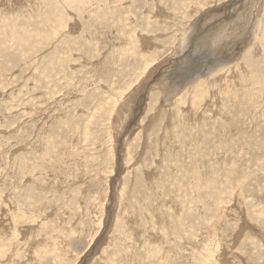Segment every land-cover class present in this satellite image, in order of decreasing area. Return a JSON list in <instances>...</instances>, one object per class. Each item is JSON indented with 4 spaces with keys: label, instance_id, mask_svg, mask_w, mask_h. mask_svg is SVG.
Segmentation results:
<instances>
[{
    "label": "rangeland",
    "instance_id": "374dc122",
    "mask_svg": "<svg viewBox=\"0 0 264 264\" xmlns=\"http://www.w3.org/2000/svg\"><path fill=\"white\" fill-rule=\"evenodd\" d=\"M263 16L0 0V264H264Z\"/></svg>",
    "mask_w": 264,
    "mask_h": 264
},
{
    "label": "bare ground",
    "instance_id": "6f19581e",
    "mask_svg": "<svg viewBox=\"0 0 264 264\" xmlns=\"http://www.w3.org/2000/svg\"><path fill=\"white\" fill-rule=\"evenodd\" d=\"M263 19H264V16H263ZM257 22H258V21H257ZM261 24H262V20L258 22V26H261ZM258 26H257V23H256V27H258ZM255 37H256V36H255ZM175 98H176V97H175ZM178 99H179V98H176L177 101H178ZM176 100H175V101H176ZM177 101H176V102H177Z\"/></svg>",
    "mask_w": 264,
    "mask_h": 264
}]
</instances>
